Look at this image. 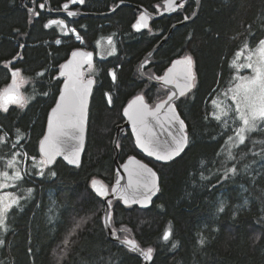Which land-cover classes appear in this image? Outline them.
<instances>
[{"label":"trees","instance_id":"16d2710c","mask_svg":"<svg viewBox=\"0 0 264 264\" xmlns=\"http://www.w3.org/2000/svg\"><path fill=\"white\" fill-rule=\"evenodd\" d=\"M68 1L50 0L54 9ZM163 1L84 0L80 10L103 14L123 2L156 13ZM194 10V2L188 0L174 15L151 21L149 30L136 33L132 24L139 12L132 7H121L109 17L66 19L63 29L46 28L47 16L34 19L20 0H0V91L18 69L26 82L22 92L27 100L24 107L0 109V136H4L0 166L23 177L9 189L20 201L9 211L7 228L0 234L4 241L0 264H143L138 255L107 238L104 204L89 183L98 178L112 185V141L127 103L143 95L154 107L167 96L166 90L139 76L138 66L169 28ZM69 29L77 32L80 42ZM109 38L117 53L95 62L96 84L80 166L71 168L60 160L52 167L39 165V143L63 81L58 77L61 65L75 50L96 51L95 43ZM245 39L252 48L264 39V0H202L196 19L176 29L144 70L150 78L160 77L174 60L191 56L196 74L194 89L176 103L189 137L179 157L157 163L143 156L130 132L118 141L121 162L137 156L159 176L160 191L149 208L112 203L113 229L120 238L136 240L142 249L152 248L150 264H264V144L260 143L264 123L248 134L246 145L232 150L235 159L228 160V136L241 122L230 100L226 125L225 118H214L213 107L216 95L233 83L231 60ZM13 158L15 167L7 168ZM234 165L237 173L224 178L225 169ZM81 221L75 235L69 236ZM165 231H170L167 241ZM65 238L70 240L66 254L61 251Z\"/></svg>","mask_w":264,"mask_h":264},{"label":"snow or ice","instance_id":"6c2138e0","mask_svg":"<svg viewBox=\"0 0 264 264\" xmlns=\"http://www.w3.org/2000/svg\"><path fill=\"white\" fill-rule=\"evenodd\" d=\"M75 2V0H73ZM84 0H79V3H83ZM167 2L172 5V10H175L176 7H183V5H176L175 0H167ZM43 7V5H41ZM63 7L66 9L68 4H64ZM31 11V10H30ZM69 16L75 15L73 12L68 13ZM188 19V17H185ZM51 24H63V21H55L50 20L44 26L47 28ZM146 17L141 15L135 24L132 25L133 28L139 30L141 28L147 27ZM77 39H80L77 36ZM111 38H109V44H111ZM59 43V41H57ZM247 51V56H244V59L247 63L238 64L237 61L244 55V52ZM73 57H80V60H87L89 67H91V53L86 52H73ZM235 59L232 61L231 66L235 67L237 71L240 68H248L251 69L253 75L252 76H239L236 79L239 81L234 85V87L229 88L225 93V96H229L232 102L235 104V118L241 122V125L235 129V138L233 136H228V140L226 143L229 144V147L226 149L227 159L232 160L235 159V155L233 153V149L237 148L240 145H246V140L248 139V134L251 132L259 131L260 124L257 122L264 123V39L258 41V44L253 49L248 40L245 39L242 46L235 52ZM256 57L253 59V57ZM80 61H69L67 65H61V69L71 68V71L65 73L61 72V75H67L68 79L65 81L63 89L61 90V94L59 100L57 101L56 107L52 110V115L49 117L48 122V134L45 135L44 139L41 140L40 153L41 159L37 162L39 165L47 166L52 163L56 155H59L61 152L60 144H67L71 140H80L82 146L83 140V131H84V122L87 117V96L90 92L91 85L93 81L89 79L87 83H84L81 79V73L77 72L75 68L72 66L75 64L76 67H79ZM182 65L184 68L183 77L188 81L185 83L183 87L177 85L180 89V95H184L185 91L191 89L194 85L191 83L195 79L191 67H192V57L185 56L181 60H176L173 63V68L168 70V74L163 77H156L157 80L162 81L165 85L172 82V78H170V74H173L176 66ZM115 80V73H110ZM19 75V70L13 71V83L9 85L6 89L0 91V109L7 111L8 105L17 104L20 107H24L27 103V100L21 97L17 91V84L15 78ZM42 75V74H41ZM47 95V93H45ZM175 97V93H172L168 96L167 101H163L160 104L155 106V109H150L149 106L144 102L143 96H137L129 105L124 109V115L128 117V119L132 122L133 132L136 135V143L137 146L143 148L149 156L156 155L158 160H172L173 157L179 156L181 152L184 151L185 147L189 143V137L185 133V123L180 119L178 115L175 114V108L172 107L171 102ZM109 103H112L111 97L109 96ZM222 102H217L213 100V105L218 109V113L214 114V118L218 121L222 120V117L225 118L222 122L227 124V117L229 115L230 109L222 108ZM167 106L169 110L172 112L173 121L179 122V134L173 136L174 146H170L168 151H166L163 155H160L158 152H154L150 147V141H146L142 138V133L147 128V120L148 117H156L157 113L162 107ZM68 128L74 130L73 133H69L67 131ZM19 129H17V133L19 134ZM79 133V136L76 135ZM6 135V134H5ZM169 135H172L170 132ZM64 139L61 140L60 138ZM4 141V136H0V143ZM260 143L264 144V141H260ZM79 147H74L70 155H66L65 159L69 164H79ZM261 155H264V151H262ZM35 159V158H33ZM240 159H243V155L240 156ZM132 158H130V161ZM17 162L15 159H9L6 163L7 168H14ZM138 165L137 169H128V166L125 165V170L128 171L129 174V187H132L133 184V176L141 177L144 173L150 174L152 180L149 182H145L141 184L139 180H137L136 185L137 189L143 188V192L137 191L133 194L132 200L133 202H149L151 200L152 195L155 192L159 191L155 183L156 173L152 171L151 168H148L146 165L140 164L139 161L135 162ZM249 166L245 165L244 168L247 169ZM238 171L237 167L234 165L230 168L225 169L224 178H228L229 174H236ZM55 175V173H52ZM23 177L19 171H14L11 175H9L8 171H0V188L8 187L9 185L6 183L9 180L12 181H21ZM119 181H117V184ZM91 186L96 192V194L100 197H105L108 195V189L106 186L101 184L99 181L93 179L91 181ZM113 192L118 191L116 187L112 188ZM122 196L124 203L127 204L129 197L126 193ZM27 192L30 194L32 189H27ZM139 195L141 199L137 200L136 196ZM23 198V197H21ZM19 199L14 193H5L4 195H0V229L7 228L5 221L9 214V211L13 208V206L19 204ZM108 206L111 208V201H108ZM220 211L224 210L223 205L220 206ZM106 219H111V213H107ZM81 223L83 221L77 223L75 227L69 232V236L75 235L76 230L81 227ZM124 231H127L124 229ZM170 231H165L163 235V239L165 241L169 240ZM4 243L3 240H0V245ZM65 248L61 249L62 252H65V249L70 244V240L65 238L63 241ZM125 245L130 247V250H136L137 244L134 240H130L127 237L122 241ZM201 244L204 243L203 240L200 241ZM176 245L173 244V247ZM153 252L152 248H148L147 250H142V255L145 259H150L151 254ZM66 254V252H65Z\"/></svg>","mask_w":264,"mask_h":264},{"label":"water","instance_id":"95a60500","mask_svg":"<svg viewBox=\"0 0 264 264\" xmlns=\"http://www.w3.org/2000/svg\"><path fill=\"white\" fill-rule=\"evenodd\" d=\"M36 1L37 0H34V7L32 9L28 10V12L30 14L35 12V3H36ZM187 1L188 0H175V3H176V5H183V7H184L186 5ZM192 1L195 4V10H194L193 14L188 19H185V17H184L182 21L174 23L169 28V30L166 33V35L157 44H155V46L144 56V58L140 61L139 66H138V74L143 80H145L146 82H148V83H150L152 85H157V86L161 87L162 89L168 91V94L165 97V99H163L162 101L156 103L155 106L157 104H160L163 101H167L168 100V96L171 95L172 93H175V97H174L173 101L171 102V105H172L173 108H175V114L178 115L179 117H180V115H179V113H178V111L176 109V103L181 98H183L187 94H189L194 89V86H195L196 74H195V71H194L193 59H192L191 71H192L195 79L193 81H191V83L194 86L191 89L185 91L184 95H180V89L177 87V85H180L181 87H183V85L185 83H188V81L183 77L184 68H183L182 65H177L176 66V69H175L174 73L170 74V78H172V82L167 84V85H165L162 81L157 80L156 76L154 78H150V77L146 76L145 73H144V70L149 65V62H150V59L152 58V56L168 41V39L171 37L172 33L176 29L181 28V27H183L185 25H188V24L192 23L196 19V17L199 14L200 8H201L202 0H192ZM24 2H25V0H20V3H21L22 6H24ZM46 3H47V5L49 7V10H50L49 1L46 0ZM64 4H68V7L66 9L63 7ZM64 4L61 6V11H59V12L50 11V12L52 14H55V15L56 14L57 15L58 14H62V15L69 16L68 13L71 12V11H68V9L70 7H82L84 5V2L83 3H79V0H75V2H73V0H69L68 2H66ZM125 6H130V7L132 6L133 8H135L139 12V14L136 17V19L133 22V24L136 23L137 19L141 15H144L146 17V22H147V25H148L147 27L141 28L139 30H137V29L132 27V30L134 32H136V33H140V32L149 30L151 21H157V20H159V19H161V18H163L165 16H172L175 13H177L180 9L183 8V7H176L175 10H172V5H170L167 2V0H164L163 3H162V7H157L156 8V13H153V12H150L149 10L145 9L144 7L129 5L127 3L120 2L110 12H106V13H103V14H95V13L93 14V13H85V12H73V13H75V15H73V16H77V17H94V18L109 17V16L113 15L115 12H117L121 7H125ZM73 16H69V17H73ZM52 25L53 24H51L50 26H52ZM63 26H65V24H63ZM74 52L91 53L92 54V56H91L92 64L91 65L94 64V62H95V53L93 51H86V50H83V49H78V50H75ZM72 53L70 54L68 59L62 65H67L69 61H80L79 67H76L75 64H74L72 66V68H75V70L77 72L82 74L81 75V79L83 80V71H84V69L86 67L89 66V64H88L86 59L81 61L80 57H75L74 58ZM183 58L184 57H181V58H178L176 60H181ZM176 60H174V61H176ZM174 61L170 64V66L165 70V72L160 77H163L166 74H168V70L170 68H173ZM62 71L67 73V72L71 71V68L62 70L61 67H60V69H59L58 77L61 78L63 81H62L60 92H59V94L57 96L55 105L51 108V110L48 113L46 127H45V132H44V135H43L41 140H43L45 135L48 134L49 117H50V115H52V110L56 107L57 101L59 100V97H60V94H61V90L63 89L65 81L68 79L67 75H61ZM12 73H13V71H12ZM12 73H11V75H12ZM13 79L14 78L12 76L9 85H11L13 83ZM88 80H83V82L87 83ZM15 81H16V78H15ZM16 84H17V82H16ZM93 87H94V81H93V83L91 85L90 92L88 93V96H87V117H86L85 122H84L82 146H81V141L78 140V139L77 140H71L67 144H63V143L60 144L59 145L60 148H61L60 154L56 155L54 160L52 161V163L48 164L47 167H52L57 160L63 161L64 164H66L68 167H71V168H78L80 166L81 160H82V156H83V153H84V149H85V144H86L89 105H90V100H91V96H92V92H93ZM17 91H18L19 95L21 97H23L22 91L18 88V86H17ZM137 96H143V95H137ZM137 96L133 97L127 103V105L124 107V109ZM144 102L149 106L150 109H155V106L154 107H150V105L146 102L145 98H144ZM10 106H19V105L11 104V105H8L7 108H9ZM124 109L122 110V116L124 118V123L115 127V133H114V137H113V141H112V149H113V154H114L113 155V161H114V164H115L113 178H112V185L109 187L102 180H100L98 178H94L95 180L99 181L101 184H103L104 186L107 187L108 195L105 196V197H100V196H98L96 194V192L94 191V189L91 186V181L93 179L90 181L89 185H90V188H91L92 192L98 198L102 199V201H103L104 211H103V216H102V224H103V227H104V230H105L107 238L111 242H113V243H115V244L127 249L128 251H130L132 253H135L136 255H138L141 258L143 264H150L151 261H152V254H151V258L150 259H145L144 256L142 255V250H147V249H142L139 246V244L137 243V241L134 240L136 242V244H137V249L136 250H130L129 246H127L124 243H122V241L125 238H120L118 233L113 229L112 223H111V221H112V209H113L112 208V203H114V201H120L121 206L126 207V208L133 207V206H137V207H139L142 210L149 208L152 205L153 200L157 197V195H158V193L160 191L159 176H158L157 172L151 166H149L147 163L141 161L140 159H138V158H136L134 156L128 157V158H126V160L123 163H120L119 160H118L119 159L118 141H119V138L121 136L125 135L126 131L129 130L131 135H132L134 146L136 147L137 151L139 153H141L143 156L151 158L152 160H154L157 163H169L172 160H174L177 157H179L184 151L181 152L179 156L173 157L172 160H167V161L158 160L156 158V155L149 156L148 153L143 148L137 146L136 135L133 132L132 122L128 119L127 116L124 115ZM172 116H173V114H172V112L169 110V108L167 106L162 107L159 110V112L157 113L156 117H148L147 128L142 133V138L145 139L146 141H150L151 142L149 144V147L154 152H158L160 155H163L166 151H168L170 146H174L173 136L179 134V122L178 121H173ZM180 119L182 120L181 117H180ZM186 129H187V127H186V124H185V133L184 134H187ZM67 131L70 134L74 132V130L71 129V128H68ZM170 132L172 133V135H169ZM76 135L79 136V133H76ZM60 139L63 140L64 138L61 137ZM41 140H40V142H41ZM40 146H41V143H39V148H38L39 149V154L41 156ZM74 147H79L80 148L79 157H78L79 158V164L78 165L77 164H69L68 161L65 159V156L66 155H70ZM186 147H185V149H186ZM130 158H132L131 161H130ZM136 161H139L140 164L146 165L148 168H151L152 171L156 173L155 183H156L157 187L159 188V191L155 192V194L152 195L151 200L149 202L140 203V202H133V200H132V196H133L134 193H136L137 191L142 193L144 191L142 187L137 189V185H136L137 180H139L141 182V184H143L145 182H149V181L152 180V177L150 176V174L145 172L144 175L141 176V177L133 176V178H132L133 179L132 187H129V174H128V171L125 170V165H127L128 169H130V170L137 169L138 165L135 163ZM117 181H119L118 184H117ZM113 187H116L118 189V191L113 192L112 191ZM124 190H126V193H127L128 197H129V200H128L127 204H125L124 200L122 199V196L125 194ZM136 199L139 200V199H141V197L139 195H137ZM109 200L111 201V208H109V206H108V201ZM109 212L111 213V219L107 220L106 219V215ZM128 239L133 240L131 238H128Z\"/></svg>","mask_w":264,"mask_h":264},{"label":"rangeland","instance_id":"374dc122","mask_svg":"<svg viewBox=\"0 0 264 264\" xmlns=\"http://www.w3.org/2000/svg\"><path fill=\"white\" fill-rule=\"evenodd\" d=\"M63 30V29H62ZM69 31L72 33V35H73V37H74V39L76 40V41H78V42H80L81 41V39H77V36H78V34H77V32L74 30V29H69ZM111 44H109V39H102V40H100V41H98L97 43H95V45H96V50H97V59H105V58H107V57H109V54L110 53H112L113 52V49H111V50H109L110 49V47L112 46V44H114V41H113V39H111ZM254 49V48H253ZM247 54H248V52L247 51H245L244 52V55L240 58V60L239 61H237V63L238 64H244V63H247V61L244 59V56H247ZM256 57L254 56L253 57V59H255ZM235 59V56L233 57V59L231 60V64H232V61ZM232 67V69H233V71H234V73H233V83H232V85L229 87V88H232V87H234V85L236 84V83H238L239 81L236 79L237 77H239V76H252L253 75V73H252V71H251V69H248V68H240L238 71H237V69L235 68V67H233V66H231ZM246 72H248L247 74H246ZM86 73L87 74H89L90 73V70H88V71H86ZM245 73V74H244ZM16 82H17V86H18V88L22 91V89L24 88V86L26 85V82H25V80L20 76V75H18L17 77H16ZM10 84V83H9ZM229 88H227L226 90H224V91H221L219 94H217L216 95V97H215V99L214 100H216L218 103L219 102H222V104H221V107L222 108H228L227 107V105H228V100H230V102H232V100L230 99V94H229V96H225V93L227 92V90L229 89ZM22 94H23V97H24V99H25V94L22 92ZM234 106H235V104H234ZM214 107V109H215V114H217L218 113V109L215 107V106H213ZM236 107V106H235ZM258 124L260 123L259 121L257 122ZM235 135H236V133L233 135V137L235 138ZM229 147V144L228 143H226V146H225V150L227 149ZM45 167V166H44ZM0 171H5V169H3L1 166H0ZM10 175V174H9ZM9 186L8 187H4V188H0V195H4L5 193H11L10 191H9V189L11 188V187H14V185H15V183H13V181L12 180H9V181H7L6 182ZM17 197V196H16ZM18 198V197H17ZM20 201V200H19ZM6 220H7V218H6ZM5 224H6V221H5ZM4 231V229H0V234L2 233Z\"/></svg>","mask_w":264,"mask_h":264},{"label":"flooded vegetation","instance_id":"af4514ba","mask_svg":"<svg viewBox=\"0 0 264 264\" xmlns=\"http://www.w3.org/2000/svg\"><path fill=\"white\" fill-rule=\"evenodd\" d=\"M28 2V4H27V6L25 5V2ZM49 1V6H50V10H49V7H48V5H47V3H46V0H37L36 1V3H35V12H33L32 14H30L29 12H28V10L29 9H32L33 7H34V0H25V2H24V6H22L21 5V3H20V5L26 10V12H27V14L28 15H30V16H32L34 19H39V18H41V16H47V21L49 22L50 20H55V21H63V24H65V26H63V24H53L52 26H54V27H58V28H63V29H65L66 28V19L68 20V19H73V18H75V17H77V16H73V17H69V16H67V15H62V14H52L50 11H52V12H59V11H61V8L60 9H54L53 7H52V3L50 2V0H48ZM41 5H43V7H41ZM117 6V4L114 6V7H112L111 9H110V11L112 10V9H114L115 7ZM125 7H130V6H125ZM132 7V6H131ZM80 8H82V7H70L69 9H68V11H71V12H83V11H81L80 10ZM133 8V7H132ZM109 11V12H110ZM86 13V12H85ZM51 27V26H50ZM111 49H113V52L112 53H110L109 54V57H112V56H114L116 53H117V48H116V44H115V42H114V44H112V46L110 47V49L109 50H111ZM94 53H95V62H96V59H97V50L95 51V50H92ZM109 57H107V58H105V59H108ZM105 59H103V60H105ZM95 62H94V64L93 65H91V67H86L85 69H84V71H83V80H88V79H92L93 81H94V87H95V84H96V81H95V78L93 77V70H94V67H95ZM88 70H90V73L89 74H87L86 73V71H88ZM155 77V76H154ZM94 87H93V89H94ZM168 92V91H167ZM93 93V92H92ZM91 101V100H90ZM90 106V105H89ZM89 117V116H88ZM123 117V116H122ZM124 123V118H123V122H122V124ZM87 128H88V126H87ZM126 132H130L129 130H127ZM87 136V135H86ZM113 150V149H112ZM141 154V153H140ZM114 155V154H113ZM128 157H131V156H128ZM127 157V158H128ZM134 157H136V158H138L137 156H134ZM139 159V158H138ZM119 160V159H118ZM126 160V159H125ZM124 160V161H125ZM123 161V162H124ZM119 162L120 163H123V162H121L120 160H119ZM114 173V172H113ZM102 200V199H101ZM114 202H116V201H114ZM117 202H119L120 203V201H117Z\"/></svg>","mask_w":264,"mask_h":264},{"label":"bare ground","instance_id":"6f19581e","mask_svg":"<svg viewBox=\"0 0 264 264\" xmlns=\"http://www.w3.org/2000/svg\"><path fill=\"white\" fill-rule=\"evenodd\" d=\"M164 46V45H163Z\"/></svg>","mask_w":264,"mask_h":264}]
</instances>
